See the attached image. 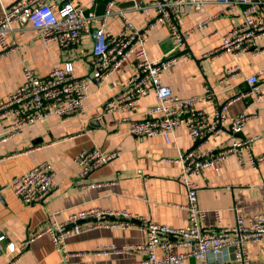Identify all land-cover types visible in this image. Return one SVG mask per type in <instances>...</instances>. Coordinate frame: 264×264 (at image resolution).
<instances>
[{
	"label": "crops",
	"instance_id": "obj_1",
	"mask_svg": "<svg viewBox=\"0 0 264 264\" xmlns=\"http://www.w3.org/2000/svg\"><path fill=\"white\" fill-rule=\"evenodd\" d=\"M16 0H0L3 6ZM109 0H97V12H103ZM129 0H121L119 8L129 9ZM222 6L215 0H206L200 11L185 16L183 27L218 11ZM129 15L138 25H144L141 13L129 9ZM242 19L240 9L213 19L201 29H195L187 40V47L179 49L170 36L166 25L155 26L148 34L147 52L151 59L167 54L177 55L176 62L163 74V81L174 93L189 97L202 94L206 87L216 95L202 105L212 113L215 104L228 101L246 86V78L260 72V100L254 96L234 100L229 105V117L242 112L251 115L243 129L234 137L259 135L253 144L256 154L264 152V49L260 52H216L222 43V35ZM109 28L118 31L121 19L113 16ZM37 31L24 24L9 34L18 47L0 60V102L8 92L22 81L24 65L32 66L45 75L55 64L71 61L76 75L91 70L92 39L86 34L82 41L70 49H62L55 41L44 42L36 38ZM264 47V39L259 41ZM237 66V74L230 76L227 70ZM134 72L131 59L113 72L102 87L93 84L85 100L84 111L62 117L51 116L25 126L6 141H0V264H61L62 253L54 247L51 239L41 236L29 241L36 230L52 220L65 221L75 210L98 206L125 210L138 217L126 227L95 225L66 239L69 255L67 264H121L139 259L136 250L104 252L103 246L121 247L125 244L146 240V230L140 217L171 227H183L189 223V212L184 207L186 192L177 176L180 164L176 158L181 151L192 146L186 128L177 129L170 142L161 135L138 137L128 132V124L122 120L124 112L105 113L106 100ZM156 101L149 95L141 101L137 116ZM10 126L9 119H0V137ZM228 123L222 132L212 136L207 146H215L231 137ZM101 147L105 150L120 149L118 157L81 176L73 158L84 148ZM172 160V161H171ZM42 161H50L56 171L55 188L43 200L27 204L12 191L10 182ZM198 200L207 213L204 225L218 228L235 222L233 207L236 203L248 218L264 212V163L259 167L241 165L236 158L222 161L218 168L207 167L201 174ZM95 183L93 186H85ZM219 213V217L217 216ZM116 220L115 218L110 219ZM10 244L14 245V248ZM22 244H27L23 247ZM249 264H264V241L248 243ZM178 246L175 252L188 250ZM232 249L217 256L211 255L209 264H237ZM162 252L159 250L158 255ZM184 264H198L188 257Z\"/></svg>",
	"mask_w": 264,
	"mask_h": 264
},
{
	"label": "built area",
	"instance_id": "obj_2",
	"mask_svg": "<svg viewBox=\"0 0 264 264\" xmlns=\"http://www.w3.org/2000/svg\"><path fill=\"white\" fill-rule=\"evenodd\" d=\"M121 0H109L103 12H97V0H18L11 7L3 6L0 15V60L18 47L9 34L24 24L37 31L36 38L44 42L55 41L62 49L79 44L88 34L92 39L90 72L76 75L71 61L53 65L47 74L40 75L30 65L22 68V81L0 102V119H9L10 126L0 141H6L25 126L45 120L51 116L79 114L84 111L85 100L91 87H102L110 75L126 60L134 63L133 74L106 100L105 113L124 112L122 120L128 124V132L138 137L161 135L170 142L174 132L186 128L192 146L181 151L176 158L180 164L178 180L186 192L184 207L189 212V223L183 227H171L140 217L146 230V240L141 243L103 246L116 252L136 250L142 254L121 264H184L194 257L198 264H209L210 256H217L232 249L237 264H249L248 243L264 241V212L246 218L238 203L233 207L235 222L218 228L204 225L207 211L201 208L198 192L201 174L207 167L218 168L228 159L236 158L241 165L259 167L264 163V152L256 154L253 144L259 135L234 137L248 119L247 112L229 117V105L236 99L254 96L260 100L259 73L246 78V86L226 102L215 104L212 113L202 105L215 95L210 87L202 94L182 97L163 81L162 74L176 62L177 55L167 54L151 59L147 52L148 34L158 25H166L170 36L179 49L187 47V40L195 29H201L213 19L240 9L242 19L222 35V43L216 52L243 51L260 52L264 49L259 41L264 39V0H215L222 7L190 27H183L187 14L200 11L206 0H129V9L141 13L144 25H138L129 15V9L119 8ZM113 16L121 19L118 31L109 28ZM237 66L228 68L227 73L237 74ZM154 95L156 101L148 106L141 116L137 112L141 101ZM228 123L231 137L215 146H207L212 136H217ZM120 149L105 150L101 147L84 148L72 160L81 176L120 155ZM172 161V160H171ZM56 171L50 161H42L10 182L14 194L23 202H39L55 186ZM87 183L85 186H93ZM2 193L0 191V205ZM219 217V213H217ZM138 217L125 210L91 206L75 210L65 221L52 220L35 231L29 241L47 235L56 250L63 256L61 264H67L69 255L66 239L93 228L95 225L126 227ZM115 218L116 220H110ZM5 235L0 234V242ZM14 248L13 244H10ZM26 247L27 244H22ZM178 246L188 250L175 252ZM162 254L158 255V251Z\"/></svg>",
	"mask_w": 264,
	"mask_h": 264
},
{
	"label": "water",
	"instance_id": "obj_3",
	"mask_svg": "<svg viewBox=\"0 0 264 264\" xmlns=\"http://www.w3.org/2000/svg\"><path fill=\"white\" fill-rule=\"evenodd\" d=\"M17 1H18V0L14 1V2H13L10 6H8V7H11V6H12L14 3H16ZM129 4L132 5V2L130 1Z\"/></svg>",
	"mask_w": 264,
	"mask_h": 264
},
{
	"label": "trees",
	"instance_id": "obj_4",
	"mask_svg": "<svg viewBox=\"0 0 264 264\" xmlns=\"http://www.w3.org/2000/svg\"><path fill=\"white\" fill-rule=\"evenodd\" d=\"M62 117V116H61Z\"/></svg>",
	"mask_w": 264,
	"mask_h": 264
}]
</instances>
